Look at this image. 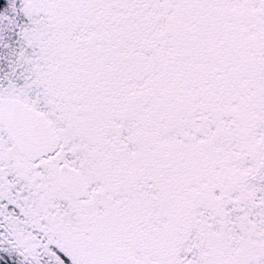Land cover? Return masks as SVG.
<instances>
[{
  "label": "snow or ice",
  "instance_id": "snow-or-ice-1",
  "mask_svg": "<svg viewBox=\"0 0 264 264\" xmlns=\"http://www.w3.org/2000/svg\"><path fill=\"white\" fill-rule=\"evenodd\" d=\"M0 264H264V0H0Z\"/></svg>",
  "mask_w": 264,
  "mask_h": 264
}]
</instances>
